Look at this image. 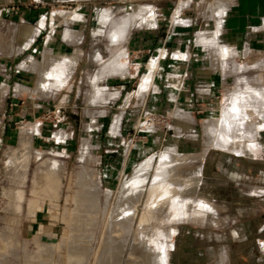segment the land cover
Instances as JSON below:
<instances>
[{"label":"rangeland","instance_id":"374dc122","mask_svg":"<svg viewBox=\"0 0 264 264\" xmlns=\"http://www.w3.org/2000/svg\"><path fill=\"white\" fill-rule=\"evenodd\" d=\"M222 1L0 5V264H159L161 258L162 264H264L257 246L241 242L264 214V199L252 192L263 186L257 178L264 173V132L241 133L248 121L264 124L258 112L264 103L257 95L264 89V54L235 58L228 70L225 60L217 62L219 55H213L218 71L233 74V82L218 86L210 99L203 91L187 126L197 127L193 140V132H176L179 108L172 98L168 109L157 97L151 110L131 114L135 98L128 99L129 88L142 75L132 68L129 53L113 52L115 42L123 49L132 32L150 30L158 35L157 48L146 62L158 67L165 48H172L169 58L175 59L179 54L173 49L183 46L181 40L200 42L194 30L176 40L178 29L196 25L200 30V23L185 17L209 15L211 5L216 10ZM65 12L67 18L61 16ZM82 28L87 42L91 31L99 33L95 67L103 69L121 56V84L113 88L124 87L122 95L110 85L81 83L77 58L72 62L60 53L66 30ZM167 31L168 39L162 37ZM201 41L210 44L209 38ZM244 63L250 70L238 66ZM42 71L47 76L40 85ZM156 89L162 95V88ZM239 93L250 100H241ZM121 108L127 114L123 134L110 130L119 124L114 111ZM242 138L241 155L223 147L237 148ZM210 145L223 150L207 152ZM162 187L174 191L172 198L163 199ZM176 195L180 205L190 203V218L183 211L176 214ZM198 198L214 211L193 205Z\"/></svg>","mask_w":264,"mask_h":264},{"label":"crops","instance_id":"0c3cea01","mask_svg":"<svg viewBox=\"0 0 264 264\" xmlns=\"http://www.w3.org/2000/svg\"><path fill=\"white\" fill-rule=\"evenodd\" d=\"M33 1L38 2L40 6H47L51 5V3H58V1L69 2L75 0H0V5L12 7L20 4L21 2L30 4L33 3ZM78 1L86 2L88 0ZM89 1L91 2V0ZM108 1L110 4L115 5L121 0ZM162 1L164 2V0ZM90 2L86 3L90 4ZM167 4L169 5L170 2L168 1L166 5ZM211 8L212 9L209 15L193 14L190 17H185L189 18L186 21H193L198 24L200 23L198 25L200 29L199 31L198 27L195 25L194 29L184 28L178 29V31L175 30L176 32H174L178 33L176 40L180 42L182 37L189 38L191 30H194L195 37H198V34H200V42L195 40L191 45L190 41L181 40L183 46H177L176 50L173 49V53L179 54V56L175 59L169 58L172 48H165V50H162L164 56L162 57L158 67L154 66L153 61L151 63L146 62L149 59L150 54L153 53L155 48H157L155 45L158 37L157 33L150 30L132 32L126 38L123 49L118 47L116 42V45L113 44L114 54H120L123 51L129 53L131 58L130 64L134 65L132 68L135 69L137 76L142 75L141 78H139L138 83H136L134 87L129 88L128 99L131 101L132 98H135V105L132 107L133 110L131 111V114L138 116L144 109L151 110L153 107V100L155 98L157 99V97H159L158 100L161 101L162 105L165 104L168 109L169 101L172 98L176 102L175 107L179 108L176 112V132L177 134H182L186 131L193 132V140H196L198 137L195 133L197 132V127L195 125L190 128L187 126L192 125L193 123L190 117V112L193 118V114H195V111L197 110L196 103L203 100V91H208V97L206 98L210 99L211 97L216 96L218 86H227L232 84L233 74H229L227 70L230 68L229 63L233 64V60L235 58H244L254 54H264V0H224L220 4V7L216 5V10H214V6L212 5ZM63 14H61L62 17H64ZM78 16L79 15H74L72 19L75 21H82V16H80V18ZM85 22H87V19L83 18L82 26H85L86 28ZM29 27H31V25ZM82 29L83 30L81 31L66 30L62 39L64 45L59 47L60 53L68 55L72 62L74 58H77L75 62V71L81 68V77L79 79L81 83L87 82L86 84L98 86L110 85V89L115 90V95H122L124 87L121 86L116 89L113 88L115 85L121 84L120 72L123 67H121V56L114 58V62L107 67L105 66L103 69L95 67L96 64L94 63V59L96 58V54H99L100 51L94 44L95 39L99 36V33L98 31H91L89 36L92 39V42H87L86 29ZM201 29L205 30L202 31ZM26 32L30 33L31 30L27 29ZM180 33H182L183 36H180ZM162 37H166V39H168V37H170L169 31L162 33ZM201 38H209L210 44H203ZM213 40L215 41V44H213ZM74 45L76 47H74ZM44 52L46 53V51ZM214 54L219 55L217 62H219L221 58L225 60L227 70L224 75L222 71H218L216 65L217 62L213 56ZM256 64L259 65L262 64V62H258ZM262 65H260L261 69H264V64ZM238 66L241 69L243 68L247 71L250 70L248 63H244L241 66L238 64ZM96 68L98 72L94 71ZM223 76L225 77L223 78ZM159 86L162 88V95L160 96L155 94V92H158L156 88ZM200 87L208 88L200 89ZM233 93L234 92L227 93L228 99ZM239 95L241 100H245L246 98L249 99L248 96L242 97L240 93ZM257 95L259 97L258 100L264 103V89L258 90ZM250 96L253 100V94ZM106 112H108V110ZM114 112L115 117L119 120V124L113 125L110 130L120 134L126 133L127 131L122 125L123 119L127 115L126 109L121 108V111ZM258 112L262 115L260 116L263 118L264 122V111H260L259 109ZM247 124L248 129H244V126L241 129V133L244 135H251L250 130L252 129H257V131H255L257 134L264 132V124L257 126L253 121H248ZM99 130L100 127L98 131ZM244 139L245 138H242L241 141H238L237 148L240 152L237 148L229 146V143L223 145V147H225V149L231 148V152L241 155L242 150L240 149V146L242 145L240 142L244 141ZM211 149L222 148L210 145L207 152ZM203 157L197 163L200 164ZM247 159L249 162L254 161L253 157H247ZM245 178L249 181L250 175L246 174ZM257 181L259 184H263V186L258 185L256 188L251 187L253 188L252 192H256L254 193V196L258 194L257 196L259 199H264V173H259ZM251 188L248 185L249 193ZM199 200L202 199L198 198L195 201ZM204 202L207 203L206 201ZM209 206L211 207V210L208 212H213L214 207L211 205ZM260 212H262L261 208H258V213ZM241 242L257 246L260 260L264 263V214L259 216L256 224H254V232L251 235L249 233H247V235L245 234V236L241 238Z\"/></svg>","mask_w":264,"mask_h":264},{"label":"bare ground","instance_id":"6f19581e","mask_svg":"<svg viewBox=\"0 0 264 264\" xmlns=\"http://www.w3.org/2000/svg\"><path fill=\"white\" fill-rule=\"evenodd\" d=\"M69 14H67L66 12L63 14V16H64V18H66L67 16H68ZM24 29V28H23ZM28 30H31V28H28ZM22 31V30H21ZM25 33H26V31H25ZM24 37V36H23ZM47 52V51H46ZM44 54V53H43ZM44 63V62H43ZM40 66H42V65H40ZM48 66V65H47ZM50 66V65H49ZM38 68V67H37ZM40 69H41V67H40ZM42 69L44 70V68L42 67ZM53 69H55V68H52L51 69V72H49L50 73V77H51V75H52V73H53ZM46 74V75H45ZM44 74V71H42V72H40V77H38V78H40L39 79V84L41 85L45 80V77L47 76V72ZM39 85V86H40ZM43 85V84H42ZM22 89H24V88H22ZM20 91V90H19ZM149 123V122H148ZM149 164H145L144 165V167H146V166H148ZM140 169H141V167H140ZM170 171V170H169ZM136 173H138V172H136ZM161 173V172H160ZM134 174V173H133ZM144 174H147V173H144ZM143 174V175H144ZM139 175V174H138ZM133 176V175H132ZM141 176H142V174H141ZM145 176V175H144ZM142 177V178H144L145 179V177L147 176H145V177ZM166 177V176H165ZM168 178V177H167ZM166 179V178H165ZM133 180V179H132ZM172 186H170V188H171ZM162 189H164L163 187H162ZM166 189V188H165ZM165 189H164V191H165ZM174 189V188H173ZM163 191V192H164ZM169 188L168 189H166V193L163 195V199L164 200H169V198H172L171 197V195H170V193L172 192H174L173 190H170L169 192ZM169 195V196H168ZM178 195V194H177ZM177 195H176V197L174 196L173 197V200L175 201V206L178 208V211L176 212V214H180L181 213V211H183V212H185L184 214L186 215V216H188L189 218H190V215L192 214H189L187 211H186V207H188L187 208V210L189 209V205H190V203L188 204H183V205H180L179 204V201L177 200L178 198H177ZM127 197H128V195H127ZM180 198V197H179ZM131 202L133 203V201L131 200ZM168 202V201H167ZM170 202V201H169ZM174 203V202H173ZM180 203H182V202H180ZM134 204V203H133ZM133 204H132V206H133ZM193 205H197V206H199V207H201L202 208V211H206V212H208V211H210L211 210V207L209 206V204H207V203H205L204 201H202V200H199V201H193ZM181 206V207H180ZM189 211V210H188ZM175 212V211H174ZM194 212V211H193ZM179 216V215H178ZM180 218V217H179ZM162 255H164V254H162ZM162 255H161V257H162ZM158 256H160V255H158ZM159 258V257H158ZM146 259H147V257H146ZM146 259H145V261H146ZM157 260H160V259H157ZM156 260V261H157ZM162 260L164 261V259L163 258H161V260H160V262H159V264L162 262ZM149 262V261H148ZM162 263H165V261L164 262H162ZM161 263V264H162Z\"/></svg>","mask_w":264,"mask_h":264},{"label":"built area","instance_id":"2783aa9c","mask_svg":"<svg viewBox=\"0 0 264 264\" xmlns=\"http://www.w3.org/2000/svg\"><path fill=\"white\" fill-rule=\"evenodd\" d=\"M148 124H149V126H151L150 123H148Z\"/></svg>","mask_w":264,"mask_h":264}]
</instances>
